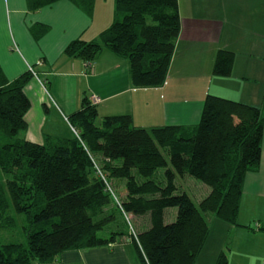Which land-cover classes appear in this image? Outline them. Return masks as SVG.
Returning <instances> with one entry per match:
<instances>
[{"label":"trees","instance_id":"obj_1","mask_svg":"<svg viewBox=\"0 0 264 264\" xmlns=\"http://www.w3.org/2000/svg\"><path fill=\"white\" fill-rule=\"evenodd\" d=\"M71 1L91 11L95 0ZM180 29L178 0H115V20L99 39L73 40L64 53L91 67L108 49L127 59L135 86L155 87L167 78ZM233 62L234 53L220 49L213 73L229 76ZM34 76L28 70L0 83V229L21 214L28 222L26 242L0 244V264L50 263L63 251L122 237L134 244L142 264H196L209 236V213L239 225L245 178L261 163L264 109L209 94L188 132L172 125L137 127L130 114L100 117L97 103L85 96L68 117L78 135L38 143L22 137L31 108L26 86ZM159 169L164 182L154 178ZM178 175L211 190L196 204L179 191ZM171 207L176 218L166 222ZM110 223L116 228L100 236ZM229 250L228 242L216 264H229Z\"/></svg>","mask_w":264,"mask_h":264},{"label":"crops","instance_id":"obj_2","mask_svg":"<svg viewBox=\"0 0 264 264\" xmlns=\"http://www.w3.org/2000/svg\"><path fill=\"white\" fill-rule=\"evenodd\" d=\"M35 0H0V83L31 70V108L25 139L46 143L76 136L68 117L83 99L100 97V117L130 114L137 127L178 126L193 131L209 94L264 109V0H178L180 34L163 84L137 87L127 59L103 49L91 67L64 51L92 41L115 20V0H95L91 11L71 0L36 8ZM234 53L229 76L213 73L217 52ZM214 217L196 264H216L231 237L229 264H264V132L261 163L243 184L238 226ZM227 223V222H226ZM43 264H142L126 237L115 243L63 251Z\"/></svg>","mask_w":264,"mask_h":264},{"label":"rangeland","instance_id":"obj_3","mask_svg":"<svg viewBox=\"0 0 264 264\" xmlns=\"http://www.w3.org/2000/svg\"><path fill=\"white\" fill-rule=\"evenodd\" d=\"M24 133L25 131L22 133V135H24ZM163 174H164V169H159L154 175V178L158 180L159 182H164ZM176 182L179 187V191L188 192L196 204H199V202L204 197H206L211 190L210 187L206 185L204 182L190 175H185V176L178 175ZM118 192L120 194V191ZM176 213H177L176 207H171L167 209L166 216H165L166 222H172L173 220H175ZM16 217H17L16 223L13 226L0 229V244L8 243V242H26L27 241V235H26V227L28 226L27 219L25 215L23 214L17 215ZM207 217L209 218V221H212V219H214L215 216L209 213ZM127 218L130 223L131 222L135 223V218L132 217V215H129ZM218 220L223 221L221 219H218ZM223 223L229 225L225 221ZM114 228H116L115 224L110 223L103 230L99 231V235L102 237H109L111 231ZM122 228H125V224L122 225ZM129 229L132 230L133 228L131 229L129 227ZM228 242L230 243V247H231L232 241H231L230 236L228 237V239L226 238L225 243L223 244V249L227 248Z\"/></svg>","mask_w":264,"mask_h":264},{"label":"built area","instance_id":"obj_4","mask_svg":"<svg viewBox=\"0 0 264 264\" xmlns=\"http://www.w3.org/2000/svg\"><path fill=\"white\" fill-rule=\"evenodd\" d=\"M31 70H32V68H31ZM100 100H101L100 97H98L96 95H91V101L93 103H98ZM73 129L75 130L76 135H78V131L75 128H73Z\"/></svg>","mask_w":264,"mask_h":264}]
</instances>
